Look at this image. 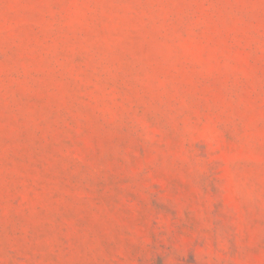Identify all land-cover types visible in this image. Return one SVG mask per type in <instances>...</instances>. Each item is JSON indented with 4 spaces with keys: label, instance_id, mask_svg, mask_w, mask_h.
I'll use <instances>...</instances> for the list:
<instances>
[{
    "label": "rangeland",
    "instance_id": "rangeland-1",
    "mask_svg": "<svg viewBox=\"0 0 264 264\" xmlns=\"http://www.w3.org/2000/svg\"><path fill=\"white\" fill-rule=\"evenodd\" d=\"M0 264H264V0H0Z\"/></svg>",
    "mask_w": 264,
    "mask_h": 264
}]
</instances>
